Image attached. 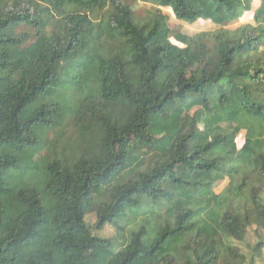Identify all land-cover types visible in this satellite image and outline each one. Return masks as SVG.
<instances>
[{"label": "trees", "instance_id": "trees-1", "mask_svg": "<svg viewBox=\"0 0 264 264\" xmlns=\"http://www.w3.org/2000/svg\"><path fill=\"white\" fill-rule=\"evenodd\" d=\"M127 1L0 0V264H252L232 241L264 232V0H144L148 19ZM253 4V23L231 28ZM162 9L215 29L165 56ZM196 104L240 125L206 132L192 117L152 142L170 145L156 158L117 150L148 115ZM127 213L143 221L113 251L95 233Z\"/></svg>", "mask_w": 264, "mask_h": 264}, {"label": "rangeland", "instance_id": "rangeland-1", "mask_svg": "<svg viewBox=\"0 0 264 264\" xmlns=\"http://www.w3.org/2000/svg\"><path fill=\"white\" fill-rule=\"evenodd\" d=\"M127 3L134 11L135 15L138 18L142 19H148L155 9L154 6L146 4L144 0H128ZM255 7L256 4H253L252 10L249 13L245 14L238 22L233 23L231 28H234L239 24H252V12ZM162 12L167 17L168 25L172 30V36L170 39V42L172 43V49L168 53H166L165 56H169L170 54L176 52L178 49L183 48L190 37L202 32H210L215 29V26L208 21H197L194 24L189 25L176 20L171 10L169 9H162ZM193 60L194 62H197L196 65H199L201 63L200 53H196L193 56ZM221 115V112H215L213 114H210V116H206V111L202 109L200 104L193 105L192 107L179 110L166 116L158 114L148 115L146 130L139 135L132 136L126 144L118 146L117 150L123 153L142 155L148 158H156L161 154L167 152L170 148V145L165 144L161 148L155 147L152 144L155 139L168 133H180L185 129V127L188 126L192 117H195L196 119H199L201 121L202 127L206 132L208 131V129L209 131H211L219 127L221 121H228V117L226 115L222 117ZM68 132L71 133V131ZM62 134L64 133L61 132L60 135ZM68 135L70 134L66 133L63 139H65ZM241 136L243 135L241 134L240 137ZM190 146L192 145L190 144L189 147L187 146V149L190 148ZM45 154L46 149H42L41 153H39L34 158V160H38L40 155ZM226 159L229 158L226 157ZM10 172L11 174L13 173V171ZM181 173H185L184 170H182ZM227 184L228 179L217 181L213 188L214 193L216 195L220 194L227 186ZM166 185L167 184L164 181L159 182V184L157 185V190H163ZM101 188L102 187L100 185L94 186L91 190V194L96 195L101 190ZM217 208L218 207H216V210ZM218 211L224 212L225 207L220 206ZM208 216L209 214L207 215V213L204 212L202 214L203 220H207ZM126 217V219H121L120 221L116 222L117 228L112 225H107L102 231L95 233L96 237H98L99 239L111 240L113 251L117 250L122 245L124 238H127L130 232L137 229V227L143 221V218L140 219L133 213H127ZM86 220L88 223L92 224L95 220L94 213L89 214ZM256 238L260 239V242L262 244L259 246L257 251L253 253L252 249L254 248V245L256 243ZM232 245L234 248L236 247L241 254L245 253L247 260L250 261L249 263L264 264V232L261 229H257L255 225H251L248 227L244 243H238L237 241L233 240ZM247 247H250L251 250ZM102 249H105L104 245L100 241L96 242L91 250V253H96Z\"/></svg>", "mask_w": 264, "mask_h": 264}, {"label": "crops", "instance_id": "crops-1", "mask_svg": "<svg viewBox=\"0 0 264 264\" xmlns=\"http://www.w3.org/2000/svg\"><path fill=\"white\" fill-rule=\"evenodd\" d=\"M219 112H221V117L222 116H224V115H226V116H228L229 118H228V121H221V124H220V126L219 127H217V128H225V129H232L233 127H237V126H239L240 125V122L237 120V115L236 114H234V115H229L224 109H221ZM246 125H244V126H242L240 129H239V132H238V134H237V136H236V138H235V141H234V143L236 144V149L238 150V151H240V150H242V148L244 147V145H245V142H246V140H247V132H248V130H249V125L247 124V123H245ZM243 135V136H241L240 137V135ZM254 161H257L256 163H259L260 162V160L257 158L256 160H254ZM244 166V165H243ZM240 170L241 171H249L250 170V163L249 164H247V165H245V167H243V169L242 168H240Z\"/></svg>", "mask_w": 264, "mask_h": 264}]
</instances>
